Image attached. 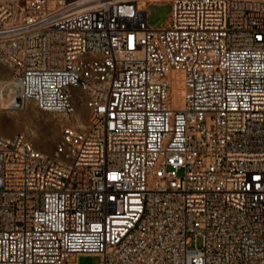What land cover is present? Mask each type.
<instances>
[{"label":"built area","instance_id":"built-area-1","mask_svg":"<svg viewBox=\"0 0 264 264\" xmlns=\"http://www.w3.org/2000/svg\"><path fill=\"white\" fill-rule=\"evenodd\" d=\"M160 1H0V264H264V0Z\"/></svg>","mask_w":264,"mask_h":264},{"label":"rangeland","instance_id":"rangeland-1","mask_svg":"<svg viewBox=\"0 0 264 264\" xmlns=\"http://www.w3.org/2000/svg\"><path fill=\"white\" fill-rule=\"evenodd\" d=\"M16 13L20 14L25 0H0ZM171 3L163 0L148 7L149 22L155 26L166 23L171 14ZM11 74V69L0 62V94L5 82ZM12 109V108H9ZM80 110L87 114V110L81 106ZM66 118L60 114L42 111L33 102H28L22 110L4 109L0 100V135L13 136L24 133L34 145L46 152L52 153L60 138L61 130ZM78 264H102V257L97 254H83L79 257Z\"/></svg>","mask_w":264,"mask_h":264},{"label":"bare ground","instance_id":"bare-ground-1","mask_svg":"<svg viewBox=\"0 0 264 264\" xmlns=\"http://www.w3.org/2000/svg\"><path fill=\"white\" fill-rule=\"evenodd\" d=\"M4 83L5 82H3L2 85H4ZM1 91H2V89H1ZM0 100H1L2 108L8 109L9 112H11L13 110H22L27 105L26 103H23V105H21V107H18V109H9V108H13V107H11V103L8 100H6L5 96L2 93L0 94Z\"/></svg>","mask_w":264,"mask_h":264}]
</instances>
